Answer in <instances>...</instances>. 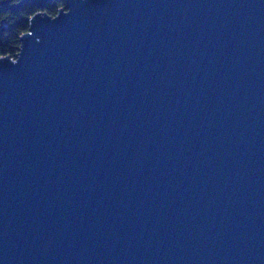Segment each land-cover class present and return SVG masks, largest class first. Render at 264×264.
Wrapping results in <instances>:
<instances>
[{
  "label": "water",
  "instance_id": "obj_1",
  "mask_svg": "<svg viewBox=\"0 0 264 264\" xmlns=\"http://www.w3.org/2000/svg\"><path fill=\"white\" fill-rule=\"evenodd\" d=\"M66 2L0 57V264H264V0Z\"/></svg>",
  "mask_w": 264,
  "mask_h": 264
},
{
  "label": "trees",
  "instance_id": "obj_2",
  "mask_svg": "<svg viewBox=\"0 0 264 264\" xmlns=\"http://www.w3.org/2000/svg\"><path fill=\"white\" fill-rule=\"evenodd\" d=\"M23 0H0V57L15 59L20 51L21 37L30 30V22L38 12L56 16L67 5L66 0H55L44 10L29 2L20 10H13Z\"/></svg>",
  "mask_w": 264,
  "mask_h": 264
},
{
  "label": "flooded vegetation",
  "instance_id": "obj_3",
  "mask_svg": "<svg viewBox=\"0 0 264 264\" xmlns=\"http://www.w3.org/2000/svg\"><path fill=\"white\" fill-rule=\"evenodd\" d=\"M55 0L52 1V3L54 2Z\"/></svg>",
  "mask_w": 264,
  "mask_h": 264
}]
</instances>
